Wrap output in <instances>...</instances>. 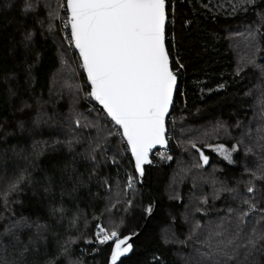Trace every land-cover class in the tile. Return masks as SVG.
Segmentation results:
<instances>
[{
    "label": "snow or ice",
    "instance_id": "snow-or-ice-1",
    "mask_svg": "<svg viewBox=\"0 0 264 264\" xmlns=\"http://www.w3.org/2000/svg\"><path fill=\"white\" fill-rule=\"evenodd\" d=\"M186 2L179 0L180 6ZM17 6L19 39L11 38L7 49L12 65L0 68V85L14 120L12 125L0 120V144L16 137L22 146L11 151L24 163L13 161L12 176L0 185V264H85L72 255L81 240L97 245L93 256L99 246H107L105 264H125L142 247L136 244L142 233H125V220L114 222L113 210L129 213L138 207L141 219L154 218L158 211L151 200L137 204L136 185L143 182L145 166L153 164L155 149L165 150L157 153L162 159L173 160L167 154L172 139L168 122L186 70L181 45L192 20L179 22L177 0H57L55 5L52 0H8L4 9ZM203 7L210 10L208 3ZM230 8L232 15L259 9V27L254 21L239 33L247 54L234 72L241 79L254 77L244 92L253 98L251 115L244 113L248 118L232 125L217 121L203 133L206 138H232L230 146L206 139L199 141L203 147L196 140L187 144L198 154L191 166L196 169L210 162L204 148L228 164H236L241 151L256 159L245 162L246 179L235 184L214 176H201L198 183L194 175L187 203L170 185L169 198L184 210L167 211L157 239L175 264H264V0H237ZM38 37L52 41L60 65L47 95L37 87L45 54L36 47ZM69 50L75 54V68L67 58ZM77 69L83 83L77 81ZM65 100L66 115L59 107ZM81 101L88 106L82 109ZM233 128L239 130L237 137ZM122 162L133 173L125 174L121 187L110 169L118 174ZM9 167L6 149L0 172L7 176ZM189 172L191 168H181L174 183H183ZM28 193L41 211L24 210ZM85 194L91 197L90 207L103 205L100 215L107 214L112 224H96L91 239L80 230L82 221L87 226L79 203ZM136 264H168V255L154 254L151 261Z\"/></svg>",
    "mask_w": 264,
    "mask_h": 264
},
{
    "label": "trees",
    "instance_id": "trees-1",
    "mask_svg": "<svg viewBox=\"0 0 264 264\" xmlns=\"http://www.w3.org/2000/svg\"><path fill=\"white\" fill-rule=\"evenodd\" d=\"M8 0H0V68L11 67L12 59L7 55V49L10 47L9 40L13 37L19 39L15 29L20 24L21 17L18 6L5 10L4 5ZM57 0H52L53 5ZM209 4L210 10H205L203 5ZM237 0H187L183 6L179 8V22L183 23L185 19H191L189 32L186 35L184 43L181 45V56L186 64L180 77V93L176 96L175 104L169 118V135L172 137L169 141L168 155L173 156V160L154 159L152 171L147 172L144 183L137 184L138 196L137 204L147 203L151 200L158 205V211L154 218L141 219V212L137 207L132 212L123 213L113 210L112 219L116 221L120 218L125 220V233L133 230L142 233L139 240L136 241L138 246V254L131 261L125 260V264H136V261H151L152 255H160L164 253L168 255V264H175L173 257L165 253L157 236L161 233L165 222L168 221L167 211L171 209L174 212H182L183 207L177 201L171 200L167 194V186L171 182L172 176L178 171V163L181 161L188 166L191 163V156L195 157L197 162L198 154L194 150L188 148V140H196L198 146L203 147L199 143L200 140L209 137L199 135L200 131L213 127L217 121L226 122L229 125L234 124L237 119L248 117L244 113L251 115V109L248 107L253 103V98L244 96L247 87L254 83V77L249 74L243 79L234 75L238 61L233 50L230 35L246 31L248 25L259 26V19L256 12L248 11L247 13L240 11L236 15H232L230 5L236 4ZM244 38V37H243ZM244 43L245 39H244ZM37 48H44L42 66L39 69L38 90L43 89L47 95L48 88L52 85L53 78L58 73L60 65L57 61V51L52 41L47 42L42 37H38L36 41ZM68 55L70 61L76 67L75 54L69 50ZM77 73L83 83L85 79L82 72L77 69ZM220 84H224V88H219ZM211 89V91H210ZM86 101H81V108L87 107ZM64 114H67V102L62 101L59 106ZM0 120L7 121L8 125L13 124V106L7 101V97L3 91V85H0ZM173 120L175 127L173 128ZM12 128H9L11 131ZM233 137H237L239 130L231 129ZM222 137V136H220ZM216 137H214L215 139ZM220 139V138H219ZM219 142L231 145L235 143L234 139H226ZM208 143H214V140ZM17 144L16 137H10L6 144H0V155L8 150L10 168L12 162L23 165L24 161L17 160L12 147H20ZM188 148L187 151L185 149ZM205 154L209 155L210 162L203 169H214L219 179L235 184L241 179H246L243 171L245 162H253L256 157L249 155L244 157L243 151L236 156V164H228L218 158L209 149L204 148ZM53 154H50V156ZM127 159V158H126ZM47 158L45 163H47ZM216 168V169H215ZM201 169V170H203ZM14 170V169H13ZM111 175L119 181L121 187L126 182V173H133V167L122 162L121 169L117 174L115 168L110 169ZM187 189H189L187 187ZM25 200V211L36 213L41 211L35 206V201L28 193ZM183 196V195H182ZM129 198V197H125ZM184 198V203L187 199ZM81 207L87 215V226L82 221L80 230L85 234V238L91 239L94 235L96 224L100 223L104 227L109 226V217L107 214L101 216L103 205L96 208L90 207L91 197L87 194L83 195L79 200ZM217 204H220L217 203ZM222 207V205H220ZM119 207V206H118ZM2 210V208H0ZM95 214L97 219L93 218ZM181 217L177 215L179 223ZM97 245H86L81 240L72 250L74 257L79 256L85 260V264H105L109 254L107 246H99L100 251L93 256L94 249ZM63 264V262H61Z\"/></svg>",
    "mask_w": 264,
    "mask_h": 264
},
{
    "label": "rangeland",
    "instance_id": "rangeland-1",
    "mask_svg": "<svg viewBox=\"0 0 264 264\" xmlns=\"http://www.w3.org/2000/svg\"><path fill=\"white\" fill-rule=\"evenodd\" d=\"M257 27H259V26H257ZM244 32L245 31H243V33ZM240 33H242V32H240ZM243 37L244 36L240 35L239 33H233V34L230 35L231 44H232V47H233V50L235 52V55H236V58H237L238 62L240 61L241 57H243V56H245L247 54L246 43H244V39L245 38H243ZM67 58L70 61L69 55L67 56ZM70 64H71L72 68H75V66L73 65V62L70 61ZM56 75H57V73H56ZM56 75L53 78V82H54V80L56 78ZM77 81L82 83L78 73H77ZM53 82H52V84H53ZM211 128L212 127H210L209 129H205L204 132L208 131V130H211ZM204 132L200 131L198 134L203 136ZM221 136L222 137H220V139H217V138L214 139L215 136H211V137H209L208 142H211L212 140H214L213 144H215V143H222V142H219V140L222 141V140H226V139H231L229 137L223 136L222 134H221ZM212 153L215 154L218 158H220L216 153H214V152H212ZM0 156H3V155H0ZM159 158L162 159L160 156H159ZM191 158H194V159L193 160L191 159V163H190L189 166L187 164L182 163L181 161L178 163V166H177V168H178L177 171H179L181 168H191V172L187 173V178L184 180V182L183 183H174V177L176 176V174H175V175L172 176L171 182L169 183V185L167 186V189H166L167 194L170 197V195H172V188H170V185L172 187L176 188L177 192L181 196L182 195L185 196V199H187L185 203H187L189 201V199H190L189 192H190V190L192 188V179H193L194 175L196 176L198 183H199V177H201V176H203L206 179H211L214 176L217 180H222V179H219L218 176L215 174V170L214 169H212V170L210 169L209 170V168H208V169L204 170L203 168H201V169H203V170H201V169L192 168L191 166L193 164H195L196 162H195V157L194 156H191ZM225 162L227 163V161H225ZM12 174H13V169L10 168V167L8 169L7 176H5V174L3 172H0V185H3L5 183V181L12 176ZM187 187L189 189H187ZM204 191L205 192L210 191V187L208 185H204ZM217 203H219V201H217ZM112 220L114 222L118 223V220L116 221L115 218L112 219ZM108 224H109V226H112L110 221H109Z\"/></svg>",
    "mask_w": 264,
    "mask_h": 264
},
{
    "label": "water",
    "instance_id": "water-1",
    "mask_svg": "<svg viewBox=\"0 0 264 264\" xmlns=\"http://www.w3.org/2000/svg\"><path fill=\"white\" fill-rule=\"evenodd\" d=\"M175 100H176V99H175ZM172 110H173V109H172ZM172 110H171V113H172ZM170 115H171V114H170ZM169 118H170V117H169ZM168 147H169V145H168ZM159 150H164V149H159V148L155 149V150L153 151V153H152V157H153V154H154L155 152L159 151ZM151 171H152V165H146V166H145V176H146L147 172H151ZM145 176H144V178H143V182H142L141 184L144 183Z\"/></svg>",
    "mask_w": 264,
    "mask_h": 264
},
{
    "label": "built area",
    "instance_id": "built-area-1",
    "mask_svg": "<svg viewBox=\"0 0 264 264\" xmlns=\"http://www.w3.org/2000/svg\"><path fill=\"white\" fill-rule=\"evenodd\" d=\"M163 151H165V150H159V151L155 152V153L153 154L152 159H153V160H154V159H159V155H158L157 153H158V152H163ZM167 153H168V148H167Z\"/></svg>",
    "mask_w": 264,
    "mask_h": 264
}]
</instances>
